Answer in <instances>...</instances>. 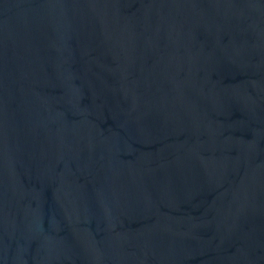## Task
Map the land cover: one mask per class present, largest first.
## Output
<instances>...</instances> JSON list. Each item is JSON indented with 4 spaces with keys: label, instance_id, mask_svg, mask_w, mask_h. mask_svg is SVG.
<instances>
[{
    "label": "water",
    "instance_id": "95a60500",
    "mask_svg": "<svg viewBox=\"0 0 264 264\" xmlns=\"http://www.w3.org/2000/svg\"><path fill=\"white\" fill-rule=\"evenodd\" d=\"M0 264H264V0H0Z\"/></svg>",
    "mask_w": 264,
    "mask_h": 264
}]
</instances>
